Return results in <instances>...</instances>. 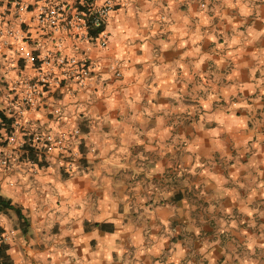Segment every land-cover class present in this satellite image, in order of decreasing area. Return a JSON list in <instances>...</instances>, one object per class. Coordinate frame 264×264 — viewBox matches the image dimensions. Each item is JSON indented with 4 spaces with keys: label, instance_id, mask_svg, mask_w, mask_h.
Here are the masks:
<instances>
[{
    "label": "crops",
    "instance_id": "obj_1",
    "mask_svg": "<svg viewBox=\"0 0 264 264\" xmlns=\"http://www.w3.org/2000/svg\"><path fill=\"white\" fill-rule=\"evenodd\" d=\"M123 1L96 77L30 112L80 128L77 170L0 169V262L264 264V0Z\"/></svg>",
    "mask_w": 264,
    "mask_h": 264
},
{
    "label": "built area",
    "instance_id": "obj_2",
    "mask_svg": "<svg viewBox=\"0 0 264 264\" xmlns=\"http://www.w3.org/2000/svg\"><path fill=\"white\" fill-rule=\"evenodd\" d=\"M123 2L0 0L2 77L10 83L0 112L12 121V131L8 132L0 116L3 135L0 169H8L13 160L23 158L37 168L32 154L49 161L52 153L57 152L60 169L67 173L77 170L81 157L76 146L80 128L55 130L41 126L30 118V112L43 105L50 91L70 84L85 87L96 77V65L89 56L88 45L94 42L101 48L107 45L106 20ZM28 13L34 21V30L25 26ZM51 112L57 121L64 120V111L58 103ZM2 242H5L3 233Z\"/></svg>",
    "mask_w": 264,
    "mask_h": 264
},
{
    "label": "trees",
    "instance_id": "obj_3",
    "mask_svg": "<svg viewBox=\"0 0 264 264\" xmlns=\"http://www.w3.org/2000/svg\"><path fill=\"white\" fill-rule=\"evenodd\" d=\"M0 116H2L3 117V119H4V122H5V124H6V126H7V130H8V132H11L12 131V128H11V119H6V117L0 112ZM2 133L0 132V144L2 143ZM32 156H35L34 154H32ZM13 206H12V204L10 203V201L9 200H6V199H4V198H1L0 197V211H2V210H4V209H6V208H12ZM2 232H3V229H2V227L0 226V235L2 234ZM6 248H7V243L6 242H2L1 244H0V257L1 256H3L4 254H5V250H6ZM8 261V259H7V257L2 261V262H0V264H4V262H7Z\"/></svg>",
    "mask_w": 264,
    "mask_h": 264
}]
</instances>
